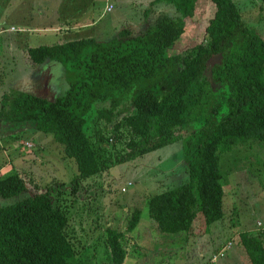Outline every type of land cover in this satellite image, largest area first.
Returning <instances> with one entry per match:
<instances>
[{"label": "trees", "instance_id": "16d2710c", "mask_svg": "<svg viewBox=\"0 0 264 264\" xmlns=\"http://www.w3.org/2000/svg\"><path fill=\"white\" fill-rule=\"evenodd\" d=\"M212 1L216 11L206 39L178 53L170 49L197 0H153L172 4L178 15L163 14L139 34L127 25L110 40L86 36L30 46L34 66L54 61L68 67L69 88L56 99L6 90L0 132L51 134L75 163L69 194L76 199L84 182L112 165L181 140L188 180L150 196V217L158 231L170 234L191 231L200 216L207 225L224 218L221 153L243 140L264 141V37L245 21L236 0ZM15 132L10 135L18 138ZM30 180L34 191L18 168L0 175V197L14 199L0 203V264H81L80 241L58 201L66 191ZM141 216V208L133 209L124 231L132 232ZM124 231L103 232L107 264L126 262ZM240 242L252 264H264V228L242 231Z\"/></svg>", "mask_w": 264, "mask_h": 264}, {"label": "rangeland", "instance_id": "374dc122", "mask_svg": "<svg viewBox=\"0 0 264 264\" xmlns=\"http://www.w3.org/2000/svg\"><path fill=\"white\" fill-rule=\"evenodd\" d=\"M152 1L0 0V98L10 88L50 99L63 95L69 88L68 67L54 65L50 72L51 62L45 67L34 66L28 47L86 36L110 40L127 25L139 34L153 28L163 14L178 15L172 4L153 5ZM236 1L245 21L264 37V0ZM110 4L114 8L107 10ZM215 11L212 0H197L194 15L186 20L185 32L170 53L182 52L204 41ZM94 130L95 127L91 128L90 134ZM186 131L185 128L179 133ZM12 132L15 131L0 132V175L18 168L29 190L36 189L32 178L66 191L58 201L67 209L80 241L77 257L81 264H107L103 232L108 227L127 230L128 216L136 207L142 209V216L132 232L124 231L129 251L124 264H252L240 234L257 230V222L264 219V141L243 140L221 153L220 166L227 181L224 218L207 225L200 216L191 231L170 234L158 231L147 202L150 196L188 180L181 140L112 165L100 177L84 182L83 187L87 188L80 190L76 199L69 194L70 182L77 172L73 168L75 163L64 157L54 137L35 128L17 130L18 138L11 136ZM57 194L53 196L56 201ZM13 200L0 197V203ZM229 241L234 244L226 248ZM216 254L219 256L215 257Z\"/></svg>", "mask_w": 264, "mask_h": 264}, {"label": "built area", "instance_id": "2783aa9c", "mask_svg": "<svg viewBox=\"0 0 264 264\" xmlns=\"http://www.w3.org/2000/svg\"><path fill=\"white\" fill-rule=\"evenodd\" d=\"M114 8V5L113 4H110L107 8V10H112ZM14 28V27H12ZM132 183L129 182V185H131ZM127 188L126 187H123V190L125 191ZM258 226L260 228H264V222L261 220V221H258ZM233 241H229L226 245V248H231L233 246ZM219 256V254H216L215 257Z\"/></svg>", "mask_w": 264, "mask_h": 264}, {"label": "crops", "instance_id": "0c3cea01", "mask_svg": "<svg viewBox=\"0 0 264 264\" xmlns=\"http://www.w3.org/2000/svg\"><path fill=\"white\" fill-rule=\"evenodd\" d=\"M30 47V46H29ZM28 47V48H29ZM51 63H50V65L48 64V69H49V71L51 72L52 70H54V68L52 67V66H54L55 65V62L54 61H50ZM48 63V62H47ZM46 63V64H47ZM45 65V64H44ZM43 66V65H42ZM43 67H45V66H43ZM44 72H42L43 73V75L44 76H46V72H47V67L45 68V70H43ZM44 97V96H43ZM263 222H264V219L262 220Z\"/></svg>", "mask_w": 264, "mask_h": 264}, {"label": "clouds", "instance_id": "9594fccd", "mask_svg": "<svg viewBox=\"0 0 264 264\" xmlns=\"http://www.w3.org/2000/svg\"><path fill=\"white\" fill-rule=\"evenodd\" d=\"M129 182H131V181H129ZM257 224H258V222H257ZM258 226V225H257ZM259 227V226H258ZM260 228V227H259Z\"/></svg>", "mask_w": 264, "mask_h": 264}]
</instances>
